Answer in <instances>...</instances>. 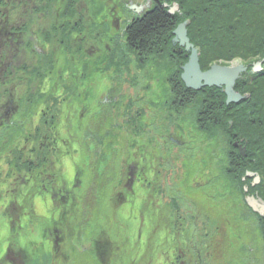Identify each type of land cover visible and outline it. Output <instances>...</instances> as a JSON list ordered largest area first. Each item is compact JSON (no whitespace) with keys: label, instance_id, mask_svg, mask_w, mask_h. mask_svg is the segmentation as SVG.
I'll return each instance as SVG.
<instances>
[{"label":"trees","instance_id":"obj_1","mask_svg":"<svg viewBox=\"0 0 264 264\" xmlns=\"http://www.w3.org/2000/svg\"><path fill=\"white\" fill-rule=\"evenodd\" d=\"M81 1L0 0V90L6 84L8 76L14 74L15 61L24 52H29L28 40L21 41L24 33L30 31V26L23 21L25 16L23 17L22 12L30 13L29 17L34 16L37 21L44 17L48 18L50 14L51 17L56 16L52 18L54 22L50 25V29H43L39 33L40 36L50 33L69 35L76 29V21L85 18L88 24L85 23L84 26L106 27L105 40L109 45L114 46V38L119 35L117 45L113 48L117 47V55L121 56L125 65L136 61L140 65L143 64L138 67L139 69H145L150 68L152 63L159 59H162V62L163 59L165 62L169 60V63L167 65L163 63L156 69L155 74H151V80L158 81L159 84L158 89L152 91V95H141L149 88L150 78L147 77L145 82L133 84L139 90L135 95L136 98H123L117 93V96H109V104L102 105L97 102L104 94L108 97L106 95L108 88L101 89V81L105 75H99L97 79V86L98 84L100 86H96L98 100H95L92 88L95 81L90 82V78L93 76L92 72L98 69L91 66L102 64L100 58L108 49L97 52L94 59L97 56L99 61L85 70L88 72L86 76L90 83L89 87L74 88L76 107L83 105L81 95L86 90L91 102L95 100V104L89 108L87 116L89 122L79 125V117H77L74 128L79 127L81 131L79 136H82V140L86 141V145L91 146L97 156L98 162L94 169L97 177H92L88 171L80 167L72 187L62 192L56 188L52 191L51 200L54 204L52 216L46 223L40 224L41 228L38 223L33 227V230L36 228L33 234L38 233L40 240L34 242L30 239L32 235L30 231L25 232L24 227L20 225L31 204L28 199L23 201L24 215L17 217L11 215L13 218L9 220V224L13 229V225L17 227L14 224L15 220H18L20 224L17 229L20 234L23 231L26 235V242L37 244V255L34 254V258L40 264H62L63 261L68 264L72 254L87 258L86 264H155L158 257L157 248L159 245L162 246L157 244L160 237L163 240L166 237L170 242L171 251L176 252L174 264H177L179 257L183 258V254L178 255L179 248L183 247L186 250L185 246L178 248L180 238H185L187 242L198 246L202 244V239L196 238L198 232L193 230L191 233L195 239L188 240L189 233H182L177 228L166 225L163 227L162 221L155 230L150 228L145 232L148 234L147 240L141 235L137 237V230L130 228L134 219L131 218L129 205L134 203L131 197L135 201L136 185L134 180L126 175L127 173L124 175L125 180H121V171L124 169L121 165L125 150L122 151L117 146L125 149L136 147L139 155H143L153 163L156 161L155 158L148 155L151 150L157 151L159 156H163L164 150L170 153L171 143L168 137L171 136V127L177 125V129L183 132L184 128L181 124L184 125L185 122L197 132L195 139L193 134L188 135V144L196 147L177 146L176 154L180 158L179 162L184 158L189 160V157L199 159L185 161L190 169V171L186 169L187 179L191 177L195 179L194 184L186 182L183 186L175 181L165 185L168 188V197L172 201L170 203L173 204L170 206L173 212L169 214L167 211L168 217L175 218L179 213L178 203L180 205L185 201L181 197L184 187L191 189L185 192L190 193L203 207L207 202L220 201L226 193L243 200L246 195L243 188L247 183L243 182L242 178L246 177L247 172L255 173L260 177V189L256 190L264 199V70L258 75L251 72L244 74L235 87L236 91L245 96L244 101L238 105H226V96L222 90L204 88L197 92L187 89L181 81V67L187 62L186 53L178 57L172 56V51L175 49L172 45L173 31L180 23L187 21L188 37L200 53V65L203 71L214 64L229 65L235 61L251 67L264 58V0H156L145 16L137 17L131 22L126 21L128 16L121 19L126 10L124 3L127 0L121 2L86 0L89 8L85 11L83 8L80 9ZM164 4H167L168 8H165ZM174 5L178 6L179 11L170 15L168 10ZM67 26L71 28L70 31L66 30ZM72 36L66 39L72 41L75 46L79 40L77 37L73 40ZM96 39L97 37H94V40ZM96 44L99 45V42ZM120 68L122 67L115 68L114 78L106 73V76L112 78L111 86L116 87V90L121 89L123 83H127L133 74ZM125 76L131 78L125 79ZM96 77L97 75L95 79ZM114 83H119L120 86ZM162 89L165 97L160 94ZM126 99L127 103H125ZM165 107H167L166 112ZM149 112L154 117L150 120L145 118ZM184 112L193 113V118L182 122ZM156 119L159 120L158 126L155 125ZM4 130L5 127L0 125V135ZM235 142L246 146L245 157H242L234 147ZM114 149L118 161L112 160L107 164L108 157ZM31 167L27 169L34 174ZM142 172L136 182L143 178L145 171ZM167 174L171 179H183L178 170L170 172L168 169ZM161 176L158 174L157 180ZM159 185L162 184L148 183L153 189ZM248 187L250 190L249 185ZM145 202L140 206V215L134 213L138 224L142 222L140 218L145 216L143 213L148 201ZM243 204L247 207L244 202ZM212 211L220 214L221 208L218 206ZM29 212H33L31 208ZM141 226L143 225H140V228ZM162 231H164L163 235ZM11 232L14 233L13 230ZM16 234L19 236L18 231ZM17 236H12L14 242L6 250L8 253L1 258L0 264L15 258L8 257L13 254L14 247L21 249L16 254L17 264L31 263L32 254L28 253L27 246L22 247ZM167 241L165 243H168ZM226 241L228 239L224 240ZM64 251H69V254H65Z\"/></svg>","mask_w":264,"mask_h":264},{"label":"rangeland","instance_id":"obj_2","mask_svg":"<svg viewBox=\"0 0 264 264\" xmlns=\"http://www.w3.org/2000/svg\"><path fill=\"white\" fill-rule=\"evenodd\" d=\"M107 1L109 2L111 0H105V2ZM118 1L121 2L122 0ZM129 1L131 0H127L126 2ZM133 1L141 2L142 0ZM103 3L104 2H102V4ZM11 4H13V2H11ZM106 4L108 5V3ZM81 8H83L84 11L89 8L86 0L81 1L80 9ZM22 13L24 14L23 17L25 16L23 18V21H25L27 25L30 26V31L27 34L24 33V38H22L21 41L28 40L30 45L28 47L29 52H24L20 56V58L15 61L18 66H21L17 67L15 70L18 78L14 83L9 85L8 87H3L0 90V120L2 121V124L4 123L2 118L9 117L7 115V112L12 113L11 117L7 119V123L5 125L7 128H5V130L2 131V135H0V177L3 180H6V178H10L8 181H11V178L13 177L9 175V173L11 174L13 170L17 172L19 169H21V165H19L18 168L17 165L20 159L25 156V163L27 165L24 166V176L27 181L30 178V183L25 186H20V189L24 190L26 195H29V200L34 204V212H26V217L24 218L22 223L19 224L24 227L25 232L30 231V234H32L30 239H33L34 242H36L37 240H40V238H38V233H36L35 235L33 234L34 231H36V228H34L33 230L34 224L38 223L39 228H41L40 224L46 223V221L50 219L52 211H54V204L50 196L52 191H55L56 188L58 191L62 192L72 187L76 178V172H78L80 167L88 171L92 177L96 176V172L94 171V169L96 167V163L98 162L96 160L97 156L93 152L91 146L86 145V141L82 140V136H79L81 134V131L78 129L79 127L73 128L72 131L69 129V125L72 122H77V117L82 113V111L74 104L72 115H70V105L68 107L65 105L68 100V90L64 85L69 82L70 74L65 76L66 82L64 83V74L61 73V69H63L64 67H68V64L71 62L75 66L82 65L88 59L87 50H100L101 52H103L105 49H108L110 45L108 44L107 40H105L106 27H98L99 25L84 26L85 24L75 25L76 29L73 30L69 35H65L64 33H50L48 35L40 36L39 33L43 29H50V25H52L54 22L52 18H55L56 16L53 15V17H51L50 14L48 18L44 17L42 20L37 21L35 20L34 16L29 17L30 13H26L27 15L24 12ZM37 18L38 16L36 17V19ZM86 24H88V22H86ZM66 30L70 31L71 28L67 26ZM71 35H73V40H75V37H77V39L79 40V46H74L75 50L73 52V58H70L65 54L68 52V50L65 51V53L63 52L62 49H65L66 47L61 43V41H67L65 39L69 38ZM98 35L100 36V38ZM94 37H97V39L94 40ZM124 40L125 38L123 36V43ZM97 42H99V45L96 44ZM38 47L44 50L46 55H39L37 49ZM56 51L58 54H55ZM111 55L113 54H108L107 57H110ZM115 55L117 54H114V56ZM125 64L126 63L123 62L121 56H117L115 63H113L112 59L109 58L105 63L99 64L98 66H91L92 68L97 67L98 69L97 71L92 72L93 76L90 78V82L95 81L93 84L95 88L92 87L94 89L95 94L93 93V96H95V99L96 95H98V91L96 94L97 87L100 86V84H98L97 86V79L99 75H105L103 83L107 85V88L112 84V78H110L109 76L114 75V71H116L115 68L122 67L120 69H124V71H127V73L128 71L133 72L132 78L131 76H125V79H131H129L127 83L124 82L122 88L116 90V94L120 93L119 96L123 98H136L135 95L139 92V90L136 89L137 86H134L133 84L137 82H145V78H150L151 74H155L156 69L161 67V65H163V62L162 59H159L156 62L152 63L150 68L147 67L145 69H139L138 67L143 64L140 65L136 63V61H134L133 64ZM91 67L87 68L90 69ZM106 73H108L109 76H106ZM85 74L88 75V72H85ZM96 75L97 77L95 79ZM52 81L60 84V90L57 93L54 92L52 88ZM157 82L152 81L150 78V81L148 82L149 88H147V91L144 90L143 94L141 93V95H152V91L154 92L158 89L157 86L159 84ZM114 84L120 86L119 83ZM162 92L163 89L160 90V94H162V97H165ZM84 101L85 99H81L82 103ZM125 103H127V99ZM166 109L167 107H165V112ZM156 111H158V109ZM52 115H54L55 118L49 121ZM192 115L193 113L191 112H184L182 115V122L191 120L193 118ZM87 116L88 113L85 116L79 117V125L84 124V122L87 123ZM145 118L150 120L154 117L149 112L145 116ZM46 121H48V125L46 126V129L43 130V125ZM158 121L159 120H157L155 123V125L157 126ZM181 126L184 128L183 132L177 129V125L170 128L171 136L168 137L169 143H171V145L168 144L169 150H171L170 153L164 150L163 156H159L157 151L151 150L150 154L148 155L155 158L156 161L153 163H151L150 159H146L143 157V155H139L136 147L135 149H125L117 146L122 151L125 150L126 158L124 156L123 158L121 157V167L124 168L121 171L122 181L125 180L124 175L126 173V175H129L132 180H135L136 176H139L141 171H145V174H143V178L139 180L140 184L135 183V185H137L135 192V201L131 197V200L134 203L129 204L131 208V218L134 219L132 220L133 225H131L130 228L131 230H134L135 228L137 230V237L141 235L145 238V240H147L148 238V234L145 233L146 231H148V227L144 225L148 222L147 220H150V222H152V230H155L156 226H158L159 222L161 221L159 217L160 214H157L156 212L155 204L160 205L162 202L166 204L168 200L171 202V199L165 197V195L163 194L164 191L162 190V185H159L158 187L153 189L151 188V186H147L149 180H151L153 183H161V181L166 177L170 178L169 174H167L168 169L170 170V172L173 170H178L180 174H182V177L187 179L188 171H186V169L189 171L190 169L185 161H196L199 159L189 157V160H186L184 158L183 161L179 162L180 158L176 154V151L178 149L177 146H193L188 144V135L193 134V139H195V135L197 134L194 128L190 125H187L185 122L184 125L181 124ZM71 133L73 135V138H70ZM54 137L57 141L55 147L54 143H50L51 141H53ZM7 143L11 148L14 147L15 149H17V151H14L13 149L11 151H6L5 145ZM124 147L127 146L124 145ZM12 153H14L15 156H13ZM30 154H32V156ZM8 155H10L11 157L8 158ZM40 157L43 158L39 159ZM112 160L118 161L116 149H114V151L110 153L107 164H109V161ZM30 163L33 164V167H31ZM27 167H31L34 170V174H31V172L29 171L30 169L28 170ZM158 174L162 175L159 180H157ZM191 178L187 180H190ZM192 180L194 179L192 178L191 182ZM138 185L140 186L138 187ZM2 188L5 189V186H2ZM160 190H162V192H160ZM150 196H153V201H151ZM7 200L8 199H1V201H4V203L3 205L0 204V260L8 253L6 252V250L14 242L12 236H17L16 232L18 231L19 236H17V238L19 239L20 244L24 248L25 246H27L28 253H31L33 255H31L32 258L30 264H40L39 261L34 258V254L37 255V244L34 243L33 245V243L29 241V237L27 239L29 242H26V235L23 233V231H21L20 234L19 229H17V227H19L18 220H15L14 222L17 227L13 225V229L11 228L9 220H11L13 216H8L9 213L4 214L5 212H3L4 206L8 202ZM145 201H148V204H146V208L143 213V215L145 216L142 217L143 220L140 219L142 222L138 224V222H136L137 218L134 217V213H139L140 215V206ZM12 210L15 212V217H17V215H20L21 210L18 208L17 204H14L12 206ZM220 214H214L213 218L203 220H208L209 223L215 224L218 228H223L225 224L224 221L230 220L231 226L235 227L233 217H227V219H224ZM146 216H150L151 219H147ZM243 216L244 220L248 222H250L251 220L252 226L250 230H252L257 235L260 234V231L262 232V229L258 227L257 221L254 216L250 214H248V216ZM29 220H31L32 223H26ZM140 225L144 226H141L140 228ZM11 230H13L14 233H12ZM242 231L245 232V229L242 228ZM219 232L220 230L217 233H214L211 230L208 233L205 229L198 232L196 238H201L202 244L199 246L188 244V249L186 250L183 247L179 248L180 246H186L187 244L185 238H180V244L178 246L180 252L178 253V255L180 256L183 254V258L179 257L178 261H176L178 262L177 264H230L231 262H229L228 260V256H230V254L228 253V251H226L227 249L221 244H217L219 243ZM134 233L136 234V231H134ZM188 233L189 236H187V239L194 240L195 238L193 237L192 233ZM262 240H264V238H262ZM166 241L167 238H164L163 240L161 239V237L157 240V244H161L162 246L159 245V247L157 248L156 255H158V257L155 264H174V261L176 260V252L174 250L171 251L169 245L170 242L167 241L168 243H165ZM146 244L147 241L145 242V245ZM20 251L21 249L14 247V252L12 251L13 254L9 255L8 257L14 256L16 258L17 252ZM64 253L68 255L69 251H64ZM190 254L194 255L195 259L192 258L194 260H191V258L189 257ZM199 255L201 256L199 257ZM15 258H12V261H6L5 264H17V258L16 260ZM200 258H203L204 260L201 261ZM87 261L88 259L83 258V256L81 255L72 254L70 256L68 264H86ZM62 264H65L64 261L62 262Z\"/></svg>","mask_w":264,"mask_h":264},{"label":"flooded vegetation","instance_id":"obj_3","mask_svg":"<svg viewBox=\"0 0 264 264\" xmlns=\"http://www.w3.org/2000/svg\"><path fill=\"white\" fill-rule=\"evenodd\" d=\"M155 1L156 0H142L141 2H134L133 0H131L129 2H125L124 5H125L126 10L123 12L121 19L122 18L124 19V18H126V16H128L126 21L131 22L132 20L135 19V16H142L145 13H147L148 10L153 6V3H155ZM76 22L77 23L75 25H84L86 23L85 18L79 19ZM118 36H117V38H118ZM117 38L116 39L114 38V42H115L114 46L117 45ZM65 40H67V41H61L63 46L66 47L65 49H62V50L64 53H65V51L68 50V52L65 54L68 57L73 58V52L75 50L74 44L72 41H70L68 39H65ZM78 46H79V44L77 43V45H75V47H78ZM114 46L110 45V47L108 48V51L101 56L100 62L105 63L109 58H111L113 63H115L117 56H120V55L114 56V54H117V52H116L117 47L113 48ZM37 49H38L39 55H46L44 50H42L39 47ZM97 52L99 53L101 51H99V50L95 51L94 50L91 52V51L87 50L88 59L82 65L75 66L71 62L68 64V67H64L63 69H61V73L64 74V77H63L64 83L66 82L65 76L70 74L69 82L67 84H64L66 89L68 90V93H67L68 100L65 103V105L67 107L70 105V115H72V111H73L74 104H75L74 103V88L79 89V88L89 87L90 83H89L88 77L85 74V70L90 65H95L99 61L97 56L94 59V56L97 54ZM56 53H57V51L55 52V54ZM181 53L182 52H180V51L173 50L172 56L176 57L177 55H180ZM108 54H113V55H111L110 57H107ZM163 63L165 65H167L169 63V60H167V62H165L163 59ZM17 67H21V66H18L16 64V68ZM13 69H14V67L12 68V70ZM13 72H14V74L8 76V80L3 87H8L9 85H11L12 83H14L16 81L18 76H17L15 71H13ZM101 83H102L101 89H104V88L106 89V84L103 83V81H101ZM52 88H53L54 92L57 93L60 90V84H57V83L52 81ZM107 88H108V91L106 92V95H108V97H105V94H104L103 98H101L97 102L98 104H100V103L102 105L103 104H109L108 103L110 101L109 96L110 95H116V87L114 88L113 86H111V87H107ZM81 97H82V99H85V101H84L82 106L78 105V108H80V110L82 111V113L80 115H78V117L85 116L89 112L90 106L95 104V100H98L97 98L96 99L94 98L95 100H93L91 102V100H90L91 97L88 94V90L82 92ZM75 106H76V104H75ZM7 115L9 116L8 118H10L12 113L7 112ZM37 116H38V114H37ZM5 118L6 117L2 118V120L4 122L3 124H2V121L0 120V125L2 127L7 128L5 125L7 123L8 118H6V119ZM53 118H55L54 115H52L50 117L49 121H51ZM47 122L48 121L44 122L43 130L46 129V126L48 125ZM74 126H75V124H74V122H72L69 125V129L72 131ZM39 135H40V132H39ZM70 138H73L72 133L70 135ZM50 143H55V145L57 144L55 137L53 138V141H51ZM55 145H54V147H55ZM235 147L239 150L238 146H235ZM5 148H6V151H11L12 149L14 151H17V149H15L14 147L11 148L8 143L5 145ZM50 148H51V146H50ZM50 148H49V150H50ZM12 155L15 156L14 153H12ZM20 155H19V158H20ZM30 155L32 156V154H30ZM7 157L9 158L11 156L8 155ZM42 158L43 157H40L39 159H42ZM25 162H26V159H25V156H23L17 165V168L19 167V165H21L20 171L15 172V170H13V172L11 174L9 173V175H11L13 177V178H11V181H8L10 178H6V180H3L0 177V204L3 205V203H4V201H1V199H5V200L8 199L7 200L8 202L6 203V205L4 206V209H3V212H5L4 214L9 213L8 216L15 215V212L12 210V206L14 204H17L18 208L21 210L20 215H22V214L24 215V203H23V201H26L27 199L29 200V195H26L24 190L20 189V186H25V185L30 183V180H29L30 178L27 181L25 179V176H24V166L26 164ZM31 164L32 163H30V165ZM137 177L138 176H136L134 183L137 180ZM190 180H187L185 178L175 180V179H171V178H167V177L165 179H163L161 181V184H162V190L164 191L165 197H168V194H167L168 188H166L165 185L169 184L170 182H175V181H178V183L180 185H183V186H185L186 185L185 183L188 181H189V183L194 184L193 181H195V179L192 180V182ZM199 181H201V180H199ZM203 181H207V180H203ZM242 181L247 183V185H245L243 188V190L246 192V195L243 197V200L239 199L238 196H231V195L226 193L225 196H222L220 198V201L207 202L206 205L203 207L199 201L194 200V197L190 193L185 192L186 190L191 191V189L190 188L186 189L184 187V190L182 191L183 195L181 197L185 201L180 203V205L178 203V206H179L178 212L179 213H177V216L175 218H171V216L168 217V215H167V211H169V214L171 211H173V210H171V207H170L173 204L170 203L169 200L167 201L166 204L164 202H162L160 205L155 204L156 212H157V214H160L159 217L164 224L163 227L166 225V227L169 226L171 228H177L182 233L183 232L184 233L193 232V230H194V232H200L204 229L208 233L211 230L214 233H217L220 230V232H219L220 233L219 234V243H217V244H219V245L221 244L222 246H224L227 249L226 251H228V253L230 254V256H228V260H229V262H231L230 264H264V248H263L264 240H262V238H264V215H260L258 213L253 212L247 203V198H249V197H254L255 199H262L264 201L262 196H260L259 191L256 190V189H260V182L261 181H259L258 184H255L254 179L242 178ZM208 183L209 182H207V184ZM248 185L250 186V190H249ZM2 186H5V189H3ZM50 196H51V194H50ZM34 197H33V200H34ZM51 198H52V196H51ZM150 198H151V201H153V196H150ZM243 202L245 203V205L247 207L244 206ZM218 206H220V208H221V216L224 219H227V217L228 218L229 217L234 218L233 222L235 223V227L231 226L230 220L224 221L225 224H224L223 228H218L215 224L209 223L208 220H206V221L203 220V219L213 218L214 214H217L218 212L214 213L212 210L217 208ZM29 208H31L32 211L34 212L33 202H31ZM29 208H28V212H29ZM164 208H165V210H164ZM22 210H23V212H22ZM248 214L254 216V218L256 219L258 227L262 229V232L260 231V234L257 235L252 230H250V228L252 226L251 225L252 222H251V220H250V222L244 220V216H243V215L248 216ZM147 217L150 218V216H147ZM151 223L152 222H150V220H148V223L146 224V226H148V230L152 226ZM242 228L245 229V232L242 231ZM163 233H164V231H162V235H163ZM164 238H166V237H164ZM225 239H228V241L224 242ZM244 239H245V241H244ZM242 242H246V243H242ZM188 244H192V243L187 242V244L185 246L186 249H188V246H187ZM200 256L201 255H199V257ZM189 257L191 258V260L195 259L194 255H192V254H190ZM192 258H194V259H192ZM200 260L202 261L204 259L200 258Z\"/></svg>","mask_w":264,"mask_h":264},{"label":"water","instance_id":"obj_4","mask_svg":"<svg viewBox=\"0 0 264 264\" xmlns=\"http://www.w3.org/2000/svg\"><path fill=\"white\" fill-rule=\"evenodd\" d=\"M168 5L165 4V7ZM179 8L174 6L169 9L168 13L174 15ZM188 22H183L173 32L174 39L173 44L179 45L180 48H184L186 52H189L188 62L182 67L181 79L187 89L200 91L203 88L216 87L223 89L224 94L227 97L226 104L238 105L244 101L245 97L239 92H236L235 86L241 76L248 71V67L236 62L230 66H223L220 64H214L207 71H202L199 62V52L191 44L188 38L187 32ZM264 60L257 62L253 65L252 72L259 73L263 69ZM237 145V144H235ZM245 147H240L239 151L241 155L245 156ZM247 176L255 177V183L259 182V177L256 174L248 172ZM247 203L253 212L260 215H264V201L262 199H255L254 197L247 198Z\"/></svg>","mask_w":264,"mask_h":264}]
</instances>
